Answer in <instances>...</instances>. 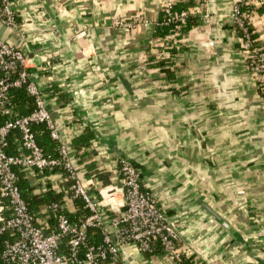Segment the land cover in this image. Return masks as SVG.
Returning a JSON list of instances; mask_svg holds the SVG:
<instances>
[{"label": "crops", "instance_id": "crops-1", "mask_svg": "<svg viewBox=\"0 0 264 264\" xmlns=\"http://www.w3.org/2000/svg\"><path fill=\"white\" fill-rule=\"evenodd\" d=\"M178 1L12 0L17 27L1 37L38 71L64 139L95 131L82 177L118 187L124 159L175 226L182 255L264 264V90L244 59L237 0H185L201 24L155 38L160 13ZM248 18L264 48V12ZM123 264L168 259L130 252Z\"/></svg>", "mask_w": 264, "mask_h": 264}, {"label": "built area", "instance_id": "built-area-1", "mask_svg": "<svg viewBox=\"0 0 264 264\" xmlns=\"http://www.w3.org/2000/svg\"><path fill=\"white\" fill-rule=\"evenodd\" d=\"M238 2L233 20L242 32L246 65L259 83L264 81V51L256 45L249 30L251 20ZM172 6L167 5L169 22L189 16L185 11L171 16ZM124 26L127 31L132 28L131 23ZM2 27H17L12 0H0ZM28 60L25 51L0 36V234L7 235L3 260L15 264H123L130 252L154 255L159 243L168 264L181 262L175 226L155 196L143 187L139 171L130 162L120 159L116 163L118 187L100 189L94 179L81 176L77 150L61 135L52 118L49 91ZM20 88L35 106L24 116L15 112L11 99L12 92ZM36 125H45L59 143L56 158L47 157L38 145ZM11 138L16 153H10ZM22 178L27 186L39 185L41 191L37 188L36 194L52 191L61 198L33 213L23 196Z\"/></svg>", "mask_w": 264, "mask_h": 264}, {"label": "trees", "instance_id": "trees-1", "mask_svg": "<svg viewBox=\"0 0 264 264\" xmlns=\"http://www.w3.org/2000/svg\"><path fill=\"white\" fill-rule=\"evenodd\" d=\"M192 4L189 1L179 0L175 5L170 9L171 16L181 14L184 11L189 10ZM240 9L243 13H250L253 10L257 12H264V0H258V4L243 3L240 4ZM169 14L167 13V8L163 9L160 13L159 23L156 27L154 37L155 38H165L171 34H177V38L181 39L184 36H187L188 33L195 27L201 24L200 17L194 15H189L184 21L173 20L169 22ZM250 32H252L253 39H256V45L264 51V48L261 46L258 41L253 27L249 26ZM239 35L242 36V32L239 30ZM159 66H163V63H159ZM259 87L261 90H264V81L259 82ZM14 110L20 116L28 115L34 111V101L28 95L24 88L16 89L12 92L11 96ZM2 120V119H1ZM33 130L36 135V141L38 145L43 149L45 155L49 158H56L58 156L59 143L54 140L50 132L48 131L45 125H36L33 127ZM96 138L95 131L89 126L85 127L84 130L77 135L72 140V146L77 150L78 163L82 164L85 161L86 152L92 146V141ZM10 144L12 148L10 153H16V146L13 142V139H10ZM87 160V159H86ZM22 189L26 191L23 193V196L29 206V209L35 213L39 208L47 203L58 201L61 196L53 193L52 191H45L40 194H34L33 189L36 187L34 185L27 186V182L22 178L20 182ZM82 202L79 200V209L81 210ZM84 212L81 210V213ZM98 235V234H97ZM98 237V236H97ZM7 238L6 234H0V264H15V263H6L3 260L2 254L4 249V241ZM98 239V238H97ZM155 253L161 252L160 244H155ZM177 264H207L201 260L195 259V257H187L182 255L181 262Z\"/></svg>", "mask_w": 264, "mask_h": 264}, {"label": "water", "instance_id": "water-1", "mask_svg": "<svg viewBox=\"0 0 264 264\" xmlns=\"http://www.w3.org/2000/svg\"><path fill=\"white\" fill-rule=\"evenodd\" d=\"M6 30V27H2L1 29H0V36L2 35V33L4 32ZM122 83L125 85V86H127V82H125V80H123L122 79ZM51 114H52V112H51ZM52 118L53 119H55L54 118V116H53V114H52ZM204 206V208H205V210L208 212V213H210L213 217H215L216 219H217V221H219V222H221L225 227H228L227 225H226V223L217 215V214H215L212 210H211V208L209 207V206H207V205H203ZM228 229H229V227H228Z\"/></svg>", "mask_w": 264, "mask_h": 264}, {"label": "rangeland", "instance_id": "rangeland-1", "mask_svg": "<svg viewBox=\"0 0 264 264\" xmlns=\"http://www.w3.org/2000/svg\"><path fill=\"white\" fill-rule=\"evenodd\" d=\"M4 40H6L5 38H3ZM65 141H67V138H65Z\"/></svg>", "mask_w": 264, "mask_h": 264}]
</instances>
